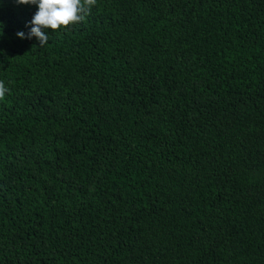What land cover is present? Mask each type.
Masks as SVG:
<instances>
[{
	"label": "trees",
	"instance_id": "16d2710c",
	"mask_svg": "<svg viewBox=\"0 0 264 264\" xmlns=\"http://www.w3.org/2000/svg\"><path fill=\"white\" fill-rule=\"evenodd\" d=\"M35 11L0 0V264H264V0H95L43 47Z\"/></svg>",
	"mask_w": 264,
	"mask_h": 264
},
{
	"label": "clouds",
	"instance_id": "9594fccd",
	"mask_svg": "<svg viewBox=\"0 0 264 264\" xmlns=\"http://www.w3.org/2000/svg\"><path fill=\"white\" fill-rule=\"evenodd\" d=\"M17 5L35 6L36 11L26 24L27 32L17 31L16 37L21 40L36 39L38 47L48 42L49 30L63 28L70 24L82 22L95 0H15ZM30 25V26H29ZM3 32V24L0 23ZM9 89L0 81V99H3Z\"/></svg>",
	"mask_w": 264,
	"mask_h": 264
}]
</instances>
